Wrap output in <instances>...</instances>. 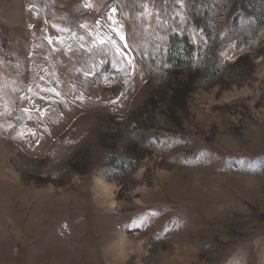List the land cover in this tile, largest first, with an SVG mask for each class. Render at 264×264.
<instances>
[{
  "label": "rangeland",
  "instance_id": "rangeland-1",
  "mask_svg": "<svg viewBox=\"0 0 264 264\" xmlns=\"http://www.w3.org/2000/svg\"><path fill=\"white\" fill-rule=\"evenodd\" d=\"M52 1L30 0L40 19L24 29L0 0L11 35L0 39V264H264V18L254 12L264 1L237 17L235 32L228 0ZM200 8L221 41L235 33L219 47V76L189 96L178 126L163 107L134 123L131 110L155 84L141 55L152 41L166 47L172 17ZM55 32L66 51H47L45 82L30 66L42 55L25 47ZM186 32L205 41L202 29ZM112 120L133 139L115 150L134 149L127 172L104 164L112 151L99 138ZM84 152L86 173L63 165L74 155L83 164ZM48 158L58 166L32 163Z\"/></svg>",
  "mask_w": 264,
  "mask_h": 264
},
{
  "label": "trees",
  "instance_id": "trees-1",
  "mask_svg": "<svg viewBox=\"0 0 264 264\" xmlns=\"http://www.w3.org/2000/svg\"><path fill=\"white\" fill-rule=\"evenodd\" d=\"M160 1V0H158ZM187 1V0H186ZM193 1V0H188ZM254 1V4L252 2ZM264 1V0H263ZM37 2V1H36ZM165 6H170L166 4H173V0H161ZM231 11H234L233 17L229 21V27L235 32L237 29V17L247 16L249 14V5L253 6L252 10H255L257 6L261 8V0H228ZM49 7V6H48ZM199 14H189L186 12L185 19H179L172 17L170 23L176 26V29L170 30L167 34L166 47L160 50L158 44L155 41L150 43V48H148V56L141 58L145 63L147 74L149 78H152L154 88L150 89L145 96L142 103L131 110V120L134 123L141 124L142 120L146 117L151 116L158 109L161 110L162 114L168 119L169 122L178 126L179 113H186V104L189 96L193 94L198 89H203L205 83L211 81L219 76V71L222 68V57L219 53V47L222 44L226 46L225 42L231 41L234 38V34L228 35L225 42L219 39V33L215 25V20L206 21V17H209V11L204 8H200ZM255 14L258 17L264 18V8L260 10H255ZM211 14V13H210ZM191 25L196 30L202 29L205 41H199L194 43L188 36L186 28ZM7 37H6V36ZM10 35L9 28L0 24V39L3 43H7ZM20 58V56H19ZM249 59V56L239 57L236 60V64L240 65L242 62ZM22 60V59H21ZM23 61V60H22ZM164 63H167L166 68ZM24 67L22 63V68ZM186 69H190L188 73H184ZM164 73V74H163ZM184 74V75H183ZM169 76V80L162 83V86H158V81L162 78ZM25 76V72L23 74ZM183 76V77H182ZM118 79L122 77V74H117ZM158 86V87H157ZM108 124L106 131L100 134V143L110 142L109 145L105 146L107 149L111 150L104 161L106 167L110 169H117L120 172L129 171L133 165H135V159L133 148L127 147L123 153L115 152L120 143L124 142L122 138H128L133 140L129 128L126 127V137L122 136L123 131L119 129V124L113 122ZM116 127V128H113ZM137 128L135 130V135H143ZM128 135V136H127ZM142 138V137H141ZM119 144V145H118ZM86 152L78 155L81 158V162L86 166L85 169L81 170L83 164H78L80 162H75L77 156H73L67 159L65 163H68L69 168L77 173H86L91 166L90 154H85ZM131 154V155H129ZM46 161L50 163L53 168L58 166L59 162H55L48 158L47 160L33 161L37 166L43 164ZM62 165V166H63ZM90 165V166H89ZM62 166L60 170L62 169Z\"/></svg>",
  "mask_w": 264,
  "mask_h": 264
},
{
  "label": "crops",
  "instance_id": "crops-1",
  "mask_svg": "<svg viewBox=\"0 0 264 264\" xmlns=\"http://www.w3.org/2000/svg\"><path fill=\"white\" fill-rule=\"evenodd\" d=\"M7 1H8V3L7 2L1 3V6H2L3 10H5V8L6 9L11 8L12 10H14V12H15L14 19L15 20L11 19V21L13 22L12 26H15V28H24V29L25 28L26 29L27 28H34V26L36 25V23L38 22V20L40 18H37L36 15L31 14V12H29L28 6L30 5V3H29L30 0H7ZM36 1L41 6L44 4V2H45L46 6L54 5L52 0H48V2H47V0H36ZM3 21L4 20L0 19V22H3ZM6 24L10 26L9 23H6ZM97 28H98V30L96 32L101 37V35L103 33V27H102L101 22H99V27L97 26ZM105 30H107V29H105ZM111 31H112L111 37H113V38L116 37L115 33L113 34V30H111ZM37 36L31 35L29 41L27 40V47H25V46L24 47L26 48V51L29 53L30 57L32 55H34V53H36V54L40 53V55H42V57H41L42 62L37 63V62H34V60H32L30 63V66L33 67L32 73L35 75H39V77L41 76L43 81H45L46 78H48L50 73H51L49 68H52L49 66L51 63V60H50V56L47 54V51L48 50L57 51V52L66 51V48L61 47L60 44L64 43L67 39L63 38L62 36H60V34H58L56 32H55V34L47 33L45 35L39 34V37H37ZM114 40H117V39L114 38ZM55 41L56 42L58 41V43H55ZM59 41H61V42H59ZM109 41H112V43H113L112 39H109ZM28 46L29 47L33 46L35 48V50L32 51V47L29 48Z\"/></svg>",
  "mask_w": 264,
  "mask_h": 264
}]
</instances>
